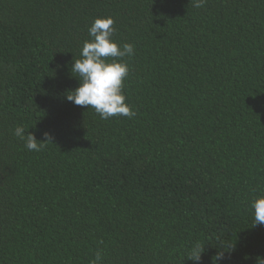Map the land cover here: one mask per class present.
<instances>
[{
	"label": "trees",
	"instance_id": "obj_1",
	"mask_svg": "<svg viewBox=\"0 0 264 264\" xmlns=\"http://www.w3.org/2000/svg\"><path fill=\"white\" fill-rule=\"evenodd\" d=\"M103 17L132 118L66 99ZM260 197L264 0H0V264H260Z\"/></svg>",
	"mask_w": 264,
	"mask_h": 264
},
{
	"label": "clouds",
	"instance_id": "obj_2",
	"mask_svg": "<svg viewBox=\"0 0 264 264\" xmlns=\"http://www.w3.org/2000/svg\"><path fill=\"white\" fill-rule=\"evenodd\" d=\"M201 6V3L196 4V7ZM115 32L114 18L103 17L93 21L88 29L91 39L84 42L80 58H75L71 67V72L76 74L80 86L69 91L66 96L69 102L77 106L94 109L105 120L119 116L132 118L136 115L126 102L124 94V82L130 69L126 62H121L124 57L134 55L135 46L130 43L118 44L113 39ZM109 58H113L112 62H108ZM25 133V128L21 125L14 129V135L24 141L27 150L39 152L44 143L38 142L33 134ZM44 136L51 140L50 133L46 132ZM251 207L254 210L255 225L264 224V197L254 200ZM204 250L205 247L197 242L189 250L187 259L198 264ZM101 259V253L97 252L93 264H99ZM219 259L220 256L215 258ZM260 264H264V261Z\"/></svg>",
	"mask_w": 264,
	"mask_h": 264
}]
</instances>
